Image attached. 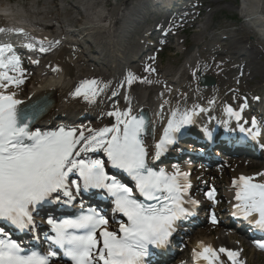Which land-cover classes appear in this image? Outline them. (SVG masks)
Returning a JSON list of instances; mask_svg holds the SVG:
<instances>
[{
  "label": "snow or ice",
  "instance_id": "snow-or-ice-1",
  "mask_svg": "<svg viewBox=\"0 0 264 264\" xmlns=\"http://www.w3.org/2000/svg\"><path fill=\"white\" fill-rule=\"evenodd\" d=\"M4 32L0 27V34ZM39 43L43 45L44 41ZM27 47L42 53L48 51L43 46L37 49L31 43ZM13 53L11 44L0 45V264H52L58 256L56 250L50 247L44 253L28 252L20 243L3 238L6 234L2 223L7 222L20 231L28 230L34 225L33 213L40 206L53 199L61 202V195L66 198L63 203L71 204L76 199L73 189L78 192L81 187L107 189L114 198L116 212L122 213L127 222L121 220L118 230H109L108 219L94 210L75 219L59 222L48 219L54 233L48 237L51 245L63 250V256L71 264H145L150 249L166 247L176 222L191 214L185 205L197 203L188 197V173L178 167L167 172L149 166L145 137L152 134L151 122L143 115L133 114L130 106L107 113L115 120L111 127L32 130L30 125L36 113L22 112L19 106L24 102L17 98L15 91H9L25 82L20 57ZM144 71L151 74L156 69L147 65ZM134 83L154 81L148 76L129 73L119 88H130ZM109 87L96 79L87 80L74 95L96 103ZM246 107L244 104L237 110L228 106L226 112L239 122ZM195 115L197 109L176 108L171 112L162 137L154 146L153 159L159 160L167 152L176 142L175 134L191 125ZM239 130L253 139L261 134L255 118L251 127L241 126ZM97 151L106 154L112 168L126 173L137 191L110 176L104 159L82 158ZM73 174L78 175L82 184L80 181L70 184L69 177ZM260 176L264 173L240 176L234 181L238 189L234 215L264 231V182L259 180ZM137 192L143 199L137 198ZM204 195L215 203L214 189ZM211 222H217L214 215ZM256 243L264 249V241ZM201 249L197 256L207 264H213L209 253L217 260L219 253H224L230 264H235L233 258L239 256L238 252L226 248L217 250L202 244Z\"/></svg>",
  "mask_w": 264,
  "mask_h": 264
},
{
  "label": "bare ground",
  "instance_id": "bare-ground-1",
  "mask_svg": "<svg viewBox=\"0 0 264 264\" xmlns=\"http://www.w3.org/2000/svg\"><path fill=\"white\" fill-rule=\"evenodd\" d=\"M112 1V7L108 8L104 4L96 5L87 16L66 26L57 18L55 21L50 19V22L44 23L33 20V16L26 13L25 9L18 7V4L0 0V27L5 29V32L0 34V42H10L21 51L25 49L37 58L36 61H39V63L35 62L40 72L37 78L26 85L30 78H27L25 74L22 77L25 82L19 88L9 89V91L17 93V98L24 102L21 105L31 100H49L51 104L42 119L44 126L66 124L76 129L86 130L88 127L100 129L114 125V118L109 117L107 113L117 107L125 109L130 106L135 115L145 111L150 117L153 130L152 134L147 137L149 162L151 163L156 160L153 159L154 146L162 137L170 114L176 108L197 109L194 122L188 129L189 140L201 142L204 138H209V141L213 142L214 139L217 143L216 136H222L225 127L229 128L230 121L233 122L226 112L227 107L231 106L238 110L245 104V100L233 93V90H237V88H232L235 83L228 84L229 74L237 72V68L242 64L225 66L226 69H229L224 75L223 72H219L218 68L223 71L221 66L234 61L232 57L238 53L246 52L243 51L246 47H240L241 45L249 44L246 50L252 52L257 51L255 45L249 42L245 43L247 38L241 37L232 40L235 42L232 43L230 49L220 48L214 53L212 52L214 48L208 46L206 50H209V53L212 52L210 59L200 60L197 65L190 66V69L185 65L188 66L192 62V50L187 51L183 39L179 37L176 47L187 53V62L177 69L173 67L158 68L154 65L155 57H149L148 53L144 52L145 46H149L147 39L151 38L156 27L160 25L164 30L167 29L168 24L161 25L155 15H172L173 12L182 11L186 9V7H181L184 1L177 0L176 3L170 4L173 0H163L162 2L132 0L129 7L123 5L126 0ZM237 8L241 18L244 19V25L251 29V33L260 35L264 39V0H241L240 6ZM187 12L183 16L181 15L182 22L192 21L193 18H196L189 9ZM150 16L154 17L155 21L146 24L144 33L139 35L137 29L141 21L146 22ZM54 26L57 27L56 34L47 30V28L54 29ZM207 30L208 25L206 24L203 33ZM137 34L139 35L138 43L135 44L137 39L134 37ZM41 40L44 41L43 45L39 43ZM219 41L221 42V40ZM30 43L36 45L37 49L43 46L48 51L42 53L29 49L27 45ZM156 53L155 55H157ZM219 53H225V55L219 58L217 56ZM152 54L154 55V53ZM143 63L152 64L151 66L156 71L151 74L146 73L144 71L146 66ZM194 72L195 75H193ZM129 73H134L139 77L148 76L154 83H134L130 88H119V85L126 81ZM13 74L17 75V73ZM204 75L213 77L214 82L207 86L201 84L200 78ZM92 79L110 85L96 103H89L83 97L74 95L84 81ZM242 95H246L245 90ZM251 104L253 103L249 101L246 105L250 106ZM258 104L261 106L260 103ZM252 106L256 108L255 105ZM199 109H205V111H199ZM193 135H197L199 139H194ZM209 141H205L207 145H211ZM180 156H182L180 151H177L173 158L177 161ZM207 156L213 155L209 152ZM99 157L109 163L103 151L82 155V158L97 159ZM240 160L238 159L236 162H240ZM228 170L231 179L226 184L227 190L224 195L230 199L228 207L232 213L237 211L234 209L236 204L233 202V198L237 195L238 189L234 186V181L241 174L258 176V174L264 173V169L257 171L249 170V167H232ZM192 179L198 181L203 178L196 175ZM259 180L264 182V176H260ZM218 236L217 240L206 233L201 237L206 243L200 242L213 246L218 241L228 242L227 237L223 234ZM198 245L199 242L196 243V246ZM255 262L257 263L258 260ZM248 263L247 261L246 264ZM214 264L223 263L219 259Z\"/></svg>",
  "mask_w": 264,
  "mask_h": 264
},
{
  "label": "rangeland",
  "instance_id": "rangeland-1",
  "mask_svg": "<svg viewBox=\"0 0 264 264\" xmlns=\"http://www.w3.org/2000/svg\"><path fill=\"white\" fill-rule=\"evenodd\" d=\"M134 1V0H133ZM241 0H197L198 6H195V12H200V15L194 14L192 21H186L185 23L179 24L177 22V17H172L174 23H178L179 25L172 24L171 27L175 25L177 29L176 35H170L169 37L162 38L161 44H168V47L165 49H161L162 46L152 38L149 41L156 43L157 48H154V51L159 53L160 59L157 62L158 68L160 67H173L178 68L183 66L187 62L186 53L184 54L183 49L177 48V41L180 37L183 39L184 47L189 49L192 45H194V51L192 53V62L190 64L185 65L186 68H190L192 65H197L200 60L207 61L212 55L211 53L215 50H219L220 48L230 49L233 39H240L241 37L247 38V42L245 43H253L257 48V51H247V45H241L240 47H246L243 51L244 53H238L234 57V61L225 63L221 68H218L219 72L223 75L229 68L226 69L227 65H236L242 64L237 72L230 73V80L228 84L235 83L232 88L237 90H233L234 94H238V97L242 99L250 100L252 103H255L256 99H263L262 104L264 103V39L260 37V35H256L251 33V29L244 25V19L241 18L238 10V6H240ZM15 4H18L21 9H25L26 13L33 16V20H39V22H50L55 21L57 18L61 21V23L66 26L69 24L76 23L83 16H87V14L92 10V8L99 4H104L108 8L112 7V0H16ZM132 4V0L124 1V6H130ZM82 15H81V14ZM158 18V16H157ZM154 17L150 16L148 20L145 22L141 21L137 32L139 35L144 33L145 25L152 23L154 21ZM195 22V23H194ZM53 24V22H52ZM208 25V30L204 32L205 25ZM196 25V26H195ZM55 27V26H54ZM51 33H57V27L54 29L47 28ZM134 38L135 44L138 43V36ZM216 36V37H215ZM215 38V39H214ZM221 40V42L219 40ZM231 40V41H230ZM159 45V47H158ZM235 45V44H234ZM211 47L214 48L212 52H208L206 48ZM249 48V47H248ZM221 52V51H219ZM251 52V53H248ZM225 53H219L217 56L222 58ZM184 66V68H185ZM191 69V68H190ZM34 71L36 68L33 69ZM219 73V74H220ZM243 90L246 91V95H242ZM260 106V107H261ZM250 110V109H248ZM249 112V111H247ZM232 168V166H229ZM264 169V165L257 168L250 167L249 170H262ZM228 174L226 176H222L220 180V185L223 188L222 192L226 191V182L229 180L230 171H227ZM221 233L227 237V241L230 245L236 246L237 244L234 242V237L230 232L226 230H221ZM217 236L215 235V238ZM245 249V248H244ZM244 254L245 260H248V264H264V254L255 253L248 250L242 251ZM255 260H258L256 263ZM244 262V261H243ZM242 263V262H241Z\"/></svg>",
  "mask_w": 264,
  "mask_h": 264
},
{
  "label": "water",
  "instance_id": "water-1",
  "mask_svg": "<svg viewBox=\"0 0 264 264\" xmlns=\"http://www.w3.org/2000/svg\"><path fill=\"white\" fill-rule=\"evenodd\" d=\"M202 80H204V81H205V80H206V78H203Z\"/></svg>",
  "mask_w": 264,
  "mask_h": 264
}]
</instances>
